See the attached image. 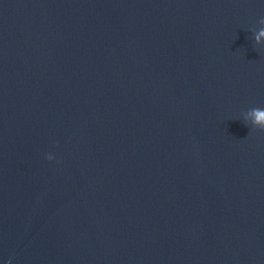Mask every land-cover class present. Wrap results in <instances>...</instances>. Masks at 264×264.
<instances>
[{"label": "water", "instance_id": "obj_1", "mask_svg": "<svg viewBox=\"0 0 264 264\" xmlns=\"http://www.w3.org/2000/svg\"><path fill=\"white\" fill-rule=\"evenodd\" d=\"M261 18L0 0V264H264Z\"/></svg>", "mask_w": 264, "mask_h": 264}, {"label": "clouds", "instance_id": "obj_2", "mask_svg": "<svg viewBox=\"0 0 264 264\" xmlns=\"http://www.w3.org/2000/svg\"><path fill=\"white\" fill-rule=\"evenodd\" d=\"M259 23L264 24V18H261L259 20ZM260 36H264V29H261L259 35L256 37L257 41H259ZM251 114L254 115L255 119H254V123L256 125L261 126L262 131H264V109L261 108H253L250 110ZM48 160H54L55 157L52 156L51 154L47 155L46 157ZM8 264H11V261L8 262Z\"/></svg>", "mask_w": 264, "mask_h": 264}]
</instances>
